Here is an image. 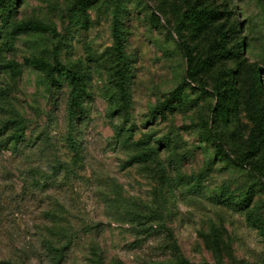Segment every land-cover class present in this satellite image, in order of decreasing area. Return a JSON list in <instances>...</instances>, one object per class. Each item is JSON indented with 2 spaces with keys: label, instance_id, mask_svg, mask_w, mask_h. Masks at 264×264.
<instances>
[{
  "label": "rangeland",
  "instance_id": "obj_1",
  "mask_svg": "<svg viewBox=\"0 0 264 264\" xmlns=\"http://www.w3.org/2000/svg\"><path fill=\"white\" fill-rule=\"evenodd\" d=\"M119 7L125 106L111 77ZM203 10L215 18L201 27ZM24 23L45 30L14 29ZM213 41L229 54L209 61ZM56 54L59 87L28 63L54 65ZM254 64L264 86V0H9L0 12V264H60L51 245L68 242L61 264H264ZM64 70L85 85L76 124ZM184 80L174 109L154 117ZM236 161H259L262 173ZM167 231L180 255L165 248Z\"/></svg>",
  "mask_w": 264,
  "mask_h": 264
},
{
  "label": "trees",
  "instance_id": "obj_2",
  "mask_svg": "<svg viewBox=\"0 0 264 264\" xmlns=\"http://www.w3.org/2000/svg\"><path fill=\"white\" fill-rule=\"evenodd\" d=\"M19 0H14V2L17 4ZM9 2V0H0V12L5 8L6 4ZM89 5H93V2H87V4L84 5L83 12L84 15H86V9ZM195 17L198 21V24L201 27L206 26L210 19L215 18L214 12H205L204 10L202 12H195ZM122 19V9L119 7L115 14V21L113 24V30H112V36L114 40V65L111 69V77L112 82L114 83V86L116 88L117 96L122 104V106H125L128 103V95H127V75L129 74V62L125 51L124 46V32H123V23L121 22ZM235 26H238L236 24ZM16 31H42L45 30V27L39 23H24L19 24L14 27ZM221 37L224 38V33L221 30H218ZM183 51L185 52V56L188 58L191 56V52L186 46H181ZM221 49L220 41H213L211 43L210 49L208 51V59L209 61L212 60L213 53L216 51H219ZM219 54L221 56H227L229 52L226 50H220ZM28 63H30L33 67L45 71L48 77V80L50 84L53 87H59L60 83L58 82L56 78V74L59 72H62L60 69V61L58 59V55L56 54L54 65L37 59L33 58L31 60H28ZM254 72L257 74V82L259 84V90L261 94L264 95V86L261 85L260 79L258 78V73L261 71V69L254 64ZM64 75L69 80L71 86L73 87V92L70 98V105H69V120L76 124L79 122L83 115H84V108H83V97L85 95V85L83 78L75 73L72 70H64ZM186 85V81L184 80L176 89H174L168 96V98L161 104H159L157 110L154 112V117H157V115L165 116L167 112H170L174 109V105L181 100L183 93H184V87ZM229 107L227 105V100L224 97L222 101V112L223 116L228 119V111ZM141 144H137L138 149V156L141 160L146 159L148 157V151L144 150L141 147ZM238 166L241 167H247L251 169L256 175H260L262 173V165L259 161H252V162H243V161H236L235 162ZM137 235H150L148 228H137ZM143 238H138L135 241V244H140L139 248H142V244L140 243ZM145 239V238H144ZM167 239V246L165 247L167 250L169 249L171 254H174L175 256L180 255L181 251L179 249V246L177 242L174 239L173 234L171 231H167L166 234ZM71 243L68 242L65 245L62 244H54L51 245V249L54 250V252L59 256V263H64L66 259L68 258V255L70 253ZM134 247V245H133ZM138 248V247H137ZM183 264H187V261L183 259Z\"/></svg>",
  "mask_w": 264,
  "mask_h": 264
}]
</instances>
